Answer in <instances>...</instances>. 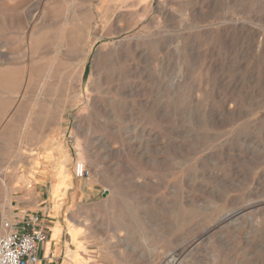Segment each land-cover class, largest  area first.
<instances>
[{"label": "rangeland", "instance_id": "rangeland-1", "mask_svg": "<svg viewBox=\"0 0 264 264\" xmlns=\"http://www.w3.org/2000/svg\"><path fill=\"white\" fill-rule=\"evenodd\" d=\"M10 213L72 264H264V0H0Z\"/></svg>", "mask_w": 264, "mask_h": 264}, {"label": "built area", "instance_id": "built-area-1", "mask_svg": "<svg viewBox=\"0 0 264 264\" xmlns=\"http://www.w3.org/2000/svg\"><path fill=\"white\" fill-rule=\"evenodd\" d=\"M77 178L89 177L83 164L76 165ZM45 225L39 214L26 215L20 221L0 224V264H38L39 250L46 241Z\"/></svg>", "mask_w": 264, "mask_h": 264}, {"label": "crops", "instance_id": "crops-1", "mask_svg": "<svg viewBox=\"0 0 264 264\" xmlns=\"http://www.w3.org/2000/svg\"><path fill=\"white\" fill-rule=\"evenodd\" d=\"M68 162L65 164V167L67 168H69ZM58 174L62 175V169H58ZM71 186L72 185H69L67 194L69 190L73 188V186L72 187ZM40 216L42 217V215ZM9 217H10L9 220L13 219V215L11 213L9 214ZM44 217L45 218L42 217V219L45 225V232H46L47 239L40 247L38 264H72L71 259L69 257L70 254L68 253L71 252L73 249H72V246L68 243V237L66 240H63L62 228H61V231L60 230L57 232L53 231L52 227L55 226L54 223H52L51 226L48 225L49 219L47 216H44Z\"/></svg>", "mask_w": 264, "mask_h": 264}, {"label": "bare ground", "instance_id": "bare-ground-1", "mask_svg": "<svg viewBox=\"0 0 264 264\" xmlns=\"http://www.w3.org/2000/svg\"><path fill=\"white\" fill-rule=\"evenodd\" d=\"M78 165H82V163H77ZM48 167V166H47ZM44 169V168H43ZM46 175V174H45ZM49 179V178H48ZM47 179V180H48ZM51 181V180H50ZM49 182V181H48ZM54 182V181H53ZM52 182V183H53ZM53 184H55V182L53 183ZM55 189H57V188H55ZM52 196H50V198H51ZM60 200V199H59ZM54 203V202H53ZM56 223V222H55ZM71 241H72V244H73V246H76V244H77V236L75 235V234H72V238H71ZM77 248V247H76ZM73 251V250H72ZM76 254V253H75ZM70 257V256H69ZM71 258V257H70ZM80 260V259H79ZM172 261V260H171Z\"/></svg>", "mask_w": 264, "mask_h": 264}]
</instances>
